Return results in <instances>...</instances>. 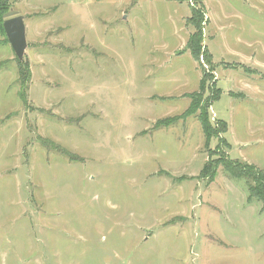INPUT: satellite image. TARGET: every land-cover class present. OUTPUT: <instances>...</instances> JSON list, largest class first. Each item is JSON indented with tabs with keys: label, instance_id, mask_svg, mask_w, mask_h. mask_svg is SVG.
<instances>
[{
	"label": "rangeland",
	"instance_id": "1",
	"mask_svg": "<svg viewBox=\"0 0 264 264\" xmlns=\"http://www.w3.org/2000/svg\"><path fill=\"white\" fill-rule=\"evenodd\" d=\"M200 2L195 57L194 0H9L30 79L1 32L0 264H264L251 181L200 175L264 173V0Z\"/></svg>",
	"mask_w": 264,
	"mask_h": 264
},
{
	"label": "trees",
	"instance_id": "2",
	"mask_svg": "<svg viewBox=\"0 0 264 264\" xmlns=\"http://www.w3.org/2000/svg\"><path fill=\"white\" fill-rule=\"evenodd\" d=\"M195 6L191 8L190 13V19L188 20L189 25L193 26L194 31L191 32V35L189 37L188 43L186 45V48L190 51L192 56H197L200 52V43H201V32H200V24L202 23L204 17H203V5L200 0H194ZM11 7H9V0H0V33L4 35L3 31V21L7 18L11 17L12 15L9 14ZM5 37V35H4ZM19 83H21V86H24L27 81L30 79V72L28 68L23 65V63L19 62ZM204 88L203 85L200 83L199 91L203 92ZM193 92L192 95L189 96L191 100V108H200L201 110L206 112V105H201V97L199 94L201 93ZM191 110V111H192ZM169 120H166L163 125H168ZM201 124L204 128V134L207 139L206 145H209L210 138L212 136L211 134V126L207 123L206 120L201 121ZM213 160H209L204 166L203 170L201 172V176L206 177L208 179V183H210L217 172V167L221 164L223 165L224 169L228 170V173L234 177V178H240L245 177L251 181V185H248V193L249 198L251 199H257L263 204L264 207V173L260 170H257V168H251L250 166L243 165V164H235L231 161L225 162H219L218 165L212 164Z\"/></svg>",
	"mask_w": 264,
	"mask_h": 264
},
{
	"label": "water",
	"instance_id": "3",
	"mask_svg": "<svg viewBox=\"0 0 264 264\" xmlns=\"http://www.w3.org/2000/svg\"><path fill=\"white\" fill-rule=\"evenodd\" d=\"M2 23L5 38H7V41L9 42L13 53H15L17 60L22 62L25 54L24 51L27 47L24 17L19 15L12 16L4 20Z\"/></svg>",
	"mask_w": 264,
	"mask_h": 264
}]
</instances>
